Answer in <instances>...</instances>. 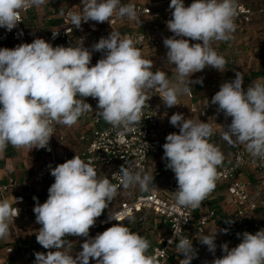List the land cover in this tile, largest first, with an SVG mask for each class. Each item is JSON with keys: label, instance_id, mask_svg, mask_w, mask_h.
<instances>
[{"label": "clouds", "instance_id": "clouds-1", "mask_svg": "<svg viewBox=\"0 0 264 264\" xmlns=\"http://www.w3.org/2000/svg\"><path fill=\"white\" fill-rule=\"evenodd\" d=\"M45 3L0 0V27L11 31L21 22V10ZM82 4V10L70 16L76 28L90 20L110 22L114 15L139 20L135 6L122 4L121 0H82ZM169 8L174 11L166 26L173 36L163 43L166 61L175 67V83L166 72L152 71V61L143 57L131 36L121 37L115 31L92 45L93 51L103 53L94 66H90L92 51L82 41L53 47L36 38L15 48H0V154L9 144L15 148H46L54 123L71 127L93 110L83 98L97 99V116L113 128L131 131L141 122L147 90L158 89L163 103L171 108L180 105L181 95L192 91L190 84L203 83V78L191 81L192 74L206 66L223 72L227 62L212 44L233 39L237 0H193L189 6L184 0H171ZM52 32L55 38L58 31ZM242 84L243 75L237 72L233 81L221 84L211 103L218 105L225 117H231L222 139L229 145H243L252 157L264 160V78L252 81L246 91ZM170 124L179 133L166 136L162 159L175 173V202L178 207L196 209L214 191L217 167L224 155L218 145L210 142L214 129L208 122L174 113ZM51 175L55 180L48 189V198L42 204L37 201L33 211L36 223L41 225L37 242L45 249L56 250L35 253L34 264H89L90 259L96 264H157L156 258L148 254L149 240L124 223L89 237L90 228L116 197L118 188L139 186L140 191H149L152 174L122 165L119 184H113L106 176H98L91 161L75 155L51 168ZM18 214L19 209L7 199L0 200V239L8 237L10 223ZM109 218L122 222L115 215ZM220 231L227 233L228 229ZM216 234L217 229L197 239L215 253ZM67 235L87 238L75 258ZM242 237V242L231 249L228 243L222 244L223 256L212 264H264V229L255 234L244 232ZM176 248L184 257L180 264H191L197 255L189 237L181 236Z\"/></svg>", "mask_w": 264, "mask_h": 264}, {"label": "built area", "instance_id": "built-area-1", "mask_svg": "<svg viewBox=\"0 0 264 264\" xmlns=\"http://www.w3.org/2000/svg\"><path fill=\"white\" fill-rule=\"evenodd\" d=\"M121 1L123 4L131 3L125 0ZM50 2L57 6L55 0H50ZM170 2L171 0L154 1L146 4L131 3L138 13V21L129 20L126 17L118 18L114 15L110 22L99 23L90 20L86 23L82 22L80 28L71 24L70 16L72 13L80 12L82 8H69L61 15V25L55 26L53 29L58 31V35L53 38L52 30L46 41L51 43L53 47L73 46L82 41L83 46L92 51L90 66H94L101 58L100 52L93 51L92 46L88 45V36L98 33L103 26L108 28L109 35L112 31L118 32L117 28L124 26L121 23H133L137 25L136 31L118 32L121 37L131 36L139 50L164 47L163 40L172 37L173 33L165 28L154 29L143 24L142 21L150 18L154 21H163L166 25V22L172 18L171 13L174 11V9L169 8ZM192 2L193 0H184L185 6H189ZM31 9L21 10V22L11 31L0 27V46L15 48L20 44L30 43L25 21L26 14ZM55 11H59V9L56 8ZM263 14L264 5L261 8L253 9L245 4H239L235 23L249 25L256 16ZM190 42L192 41L190 40ZM145 95L146 100L142 108L141 122L131 131L113 128L112 125L97 116L98 100L92 97L83 98L92 106L93 110L79 118L88 119L87 126L81 132V137L84 140L89 135L90 140L85 149L73 155L57 156L53 138L57 128L62 124L54 123L53 136L50 138L48 146L39 148V153L45 159L35 174L27 181L9 179L0 186V200L7 199L13 207L19 209V214L12 223L24 226L40 225L36 223V216L33 211L39 199L38 188L49 180L54 183L55 178L51 175V168L72 159L75 155L80 156L86 162L91 161L95 168H109V179L113 184H119L122 165H128L137 171L143 170L146 173L152 156L165 162L162 159L164 155L162 146L166 142V136L170 133H176V130L173 126H163V120L181 111L178 108L170 110L163 103L158 89L147 90ZM188 98L190 100L189 112L206 118L210 113V107L196 103L191 92L188 94ZM48 148L51 150L49 151ZM227 159H229L228 163L223 161L217 167L216 187L199 208L192 209L176 205L174 192L178 185L175 177L167 181L164 189H152L148 193H140L132 198L127 196L129 190H124L121 186L118 188L116 197L108 206V208L112 206V212L96 219L95 225L89 230V237L94 238L97 234L102 233L103 229L130 220V216L140 218V222L144 223L146 214H151L162 220L168 227V236L160 238L157 245L148 250V254L156 258L157 264H180L184 257L177 253L176 243L181 236L189 237L197 252L191 264H212L214 259L222 258L223 251L216 249L215 253L210 252L206 245L200 243L197 236L207 235L217 229L215 239L217 245L221 241L218 240V235L222 233L225 235L224 232L220 231L223 229L224 223L236 235L233 240L226 235L225 237L237 246L242 242L244 232L251 231L252 234H255L264 229V160L252 157L243 145L235 147L232 155ZM33 197H36L37 200H34ZM47 198L48 192L42 203ZM42 203L40 202V204ZM110 214L118 216L122 222L110 219ZM220 215L224 222L221 227H217L215 223ZM238 233L241 235L238 236ZM65 239L72 243L75 241L83 243L87 238L67 235ZM89 264H96V261L90 259Z\"/></svg>", "mask_w": 264, "mask_h": 264}, {"label": "rangeland", "instance_id": "rangeland-1", "mask_svg": "<svg viewBox=\"0 0 264 264\" xmlns=\"http://www.w3.org/2000/svg\"><path fill=\"white\" fill-rule=\"evenodd\" d=\"M65 3L69 7L82 8V0H59ZM131 3H150L154 1H165V0H125ZM263 0H237L238 4H247L249 6H260ZM47 2V1H46ZM123 4V1H121ZM46 6V7H45ZM38 10V11H37ZM33 8L26 14L25 27L32 35L46 38L49 36V29L53 28L55 23L49 21L52 17L48 12L46 3L41 7ZM53 20V19H52ZM143 24L150 26L154 29L166 28L163 21H154L153 19L147 18L142 21ZM121 26L117 28L120 33H128L136 31L137 25L133 23H121ZM126 25V26H125ZM236 31L233 33V39L227 42H213L212 47L217 51V53L223 56L226 60V66L223 72L211 67L206 66L202 71L192 74L190 77L191 81H196L199 78H203V83H192L190 87L192 88L191 93L194 96V101L199 105H206L210 107V113L206 118H201L195 114L187 113V105L190 104L188 94L181 95L179 97V102L182 105V114L185 118L193 119L197 122L200 120L202 122H208L214 129V135L211 137L210 142L219 146L220 150L224 155V160L230 158V148L233 145H229L225 140L222 139V133L226 130V126L231 123V117H225L223 112L218 111V105L212 104L211 99L216 92L220 90V86L224 82H230L235 79L237 72L243 75L242 87L247 90V87L257 79L263 78L261 72H264V14L256 16L255 20L249 25H242L237 23ZM108 36V28L103 26L98 33L90 34L89 41L90 46L98 42L101 37ZM197 41H192L190 43H196ZM145 59H149L153 63L152 71L155 72L157 69L167 73L171 83L176 82V73L174 65L169 64L166 61V47L154 48L151 50H140ZM100 57H103V53L100 52ZM208 102V103H207ZM168 125L173 126L168 121ZM174 127V126H173ZM176 133H179V129L174 127ZM238 146V145H237ZM149 174L154 176L153 184H159L165 178L175 175V173L166 168V161H160L158 158L151 163L148 171ZM112 209V206H110ZM113 210V209H112ZM144 219V230H141L137 223L132 226L137 227L139 234L144 232L155 231L154 228L157 227L163 230L166 226L159 225V220H154L151 214H146ZM138 222V220L136 221ZM155 236V232H153ZM224 243H228L229 249L235 247L234 244L230 242V239L224 237ZM222 245V244H220ZM218 251H222V248L216 247Z\"/></svg>", "mask_w": 264, "mask_h": 264}, {"label": "crops", "instance_id": "crops-1", "mask_svg": "<svg viewBox=\"0 0 264 264\" xmlns=\"http://www.w3.org/2000/svg\"><path fill=\"white\" fill-rule=\"evenodd\" d=\"M46 5L48 8V12L52 17L49 18V21H54V25L57 26V23H60L61 15L64 13L66 9L69 8H75L77 7H69L65 3L60 2L59 0H55L57 3V6H54L50 0H46ZM146 4V3H145ZM46 7V6H45ZM35 8V7H33ZM59 9V11H55V9ZM37 10V8H36ZM38 11V10H37ZM54 12V13H53ZM53 19V20H52ZM55 26L51 29H49L48 33L55 28ZM166 26V25H165ZM27 29V28H26ZM165 29H168L167 26ZM28 31V30H27ZM30 43L33 42L36 38H42L37 37L35 35H32L31 32L28 31ZM94 34V33H93ZM88 36V41H89ZM47 38V37H46ZM46 38H42L46 41ZM90 44V41L88 42V45ZM90 46V45H89ZM0 48H8L5 46H0ZM100 56V55H99ZM101 58V57H100ZM180 104V102H179ZM189 106L187 105V113L191 114L189 112ZM169 108V107H168ZM178 108L182 113V105H176L173 106L171 109ZM171 117V116H170ZM170 117H167L163 120V126L168 125V121H170ZM88 119H78V122L71 126H65L60 125L57 128V131L54 135L53 142L55 151L58 157H61L63 155H73L75 153H78L85 149L88 145V142L90 140V136L88 135L84 140L81 137L82 130L87 126ZM167 127V126H166ZM14 156H7L6 151L2 154H0V186L2 184H5L9 179H18L19 181H27L29 180L35 172L40 168V166L43 164L45 157L39 153L38 148L30 149L28 147H22V148H15L13 147ZM157 157H151V161L149 162L148 170L146 173H148L149 168L151 166V163L153 164V161H155ZM96 171L98 173V176L100 177H107L109 178L110 169L109 168H96ZM175 177V175L170 176L168 178L163 179L160 181L159 184H150L149 189H164L166 186V183L169 179ZM53 184L52 180L47 181L45 184L39 186L38 193H39V199L38 202L42 203L44 196L47 194L48 189ZM149 190V191H150ZM149 191L142 192L139 189V186H137L134 189H129L127 196L132 198L140 193H148ZM113 209V208H112ZM112 209L107 208L104 210L102 215L96 219L102 218L106 213L112 212ZM154 220H159V225L166 226V229L163 230L162 227L158 229L157 227L154 228L155 231L144 232L143 234H139V230L137 227H133L132 225L134 223H137L141 230H144V223L140 222V218H134L133 220H126L123 223L130 228V230L134 233H138L139 235L147 238L150 242V248L157 245L160 238H165L168 236V227L166 224L162 222V220L157 219L155 216H151ZM138 220V222H136ZM224 222L223 217L221 215L219 216L218 220L216 221L215 225L217 227H221L222 223ZM41 225H20L16 223H10L9 226V235L5 239H0V264H34L35 261V253L37 252H43L47 253L48 251H55L56 249H45L43 248L36 239V234L38 230L40 229ZM111 227V226H110ZM109 228V227H108ZM107 228L103 229L105 231ZM155 232L154 234H152ZM223 234V233H222ZM218 235V240H221L217 243V247L221 248L220 244H224V238L225 235L223 234ZM73 248L72 255L73 257L76 256V254L80 251H82L81 245L82 243L75 241L72 243Z\"/></svg>", "mask_w": 264, "mask_h": 264}, {"label": "trees", "instance_id": "trees-1", "mask_svg": "<svg viewBox=\"0 0 264 264\" xmlns=\"http://www.w3.org/2000/svg\"><path fill=\"white\" fill-rule=\"evenodd\" d=\"M245 5H247V4H245ZM263 5H264V0H263L262 3L260 4V6H255V7H253V6H249V5H247V6L253 8V9H257V8H261ZM32 9H33V7H32ZM32 9H31V10H32ZM31 10H30V11H31ZM59 21H60V20H59ZM56 25H57L56 27H58V26L61 25V24H60V23H57ZM140 31H141V30H140ZM138 49H139V48H138ZM261 74H262V77H263V76H264V72H263V73L261 72ZM235 147H237V146H232V147L230 148V156L232 155V153H233ZM5 151H6V155H7V156H14V155H15V154H14V151H13V146H11L10 144L6 147ZM224 159H225V158H224ZM228 161H229V159H227L225 162L228 163ZM223 229H228L227 233H225V235H226L228 238H230L231 240H233V239L236 238L235 233L232 232V231L229 229V227H228L226 224H224V223H223ZM249 233H253V232L249 231Z\"/></svg>", "mask_w": 264, "mask_h": 264}]
</instances>
